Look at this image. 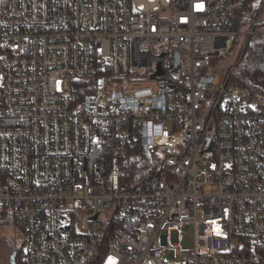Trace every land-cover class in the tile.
I'll return each mask as SVG.
<instances>
[{
	"label": "built area",
	"instance_id": "2783aa9c",
	"mask_svg": "<svg viewBox=\"0 0 264 264\" xmlns=\"http://www.w3.org/2000/svg\"><path fill=\"white\" fill-rule=\"evenodd\" d=\"M248 2L0 0V225L25 264H264V86L231 80L264 0L224 29Z\"/></svg>",
	"mask_w": 264,
	"mask_h": 264
},
{
	"label": "trees",
	"instance_id": "16d2710c",
	"mask_svg": "<svg viewBox=\"0 0 264 264\" xmlns=\"http://www.w3.org/2000/svg\"><path fill=\"white\" fill-rule=\"evenodd\" d=\"M254 0L249 2L240 10L236 11L232 18V24L225 27L226 30L241 31L248 27L254 13ZM232 84L255 91L264 86V36H253L248 39L243 48L235 71L231 75ZM124 177L122 182H132L141 177L139 168L145 171L146 161L132 154L124 163ZM17 253L16 264H25L22 256V248H14Z\"/></svg>",
	"mask_w": 264,
	"mask_h": 264
},
{
	"label": "rangeland",
	"instance_id": "374dc122",
	"mask_svg": "<svg viewBox=\"0 0 264 264\" xmlns=\"http://www.w3.org/2000/svg\"><path fill=\"white\" fill-rule=\"evenodd\" d=\"M262 0H255V4H257L256 7V13L258 10L259 5L261 4ZM261 12L259 15V23H262L264 21V5L261 7ZM234 55L227 56L224 61L221 63L224 67L223 69H226L229 63L234 62L232 60ZM219 63L216 64V67L218 66ZM222 73H225V71H222ZM216 82H219V77H216ZM123 87L125 91H133L137 88H144V87H154L157 88L156 84L154 82H148V81H141L139 83H130V81L126 80L123 82ZM187 238L186 242L184 244L186 249H190L192 247L193 243V229L188 228L187 229ZM21 237L19 236V233L16 230L12 228V226L5 227L0 225V264H12L11 261V256L13 254L14 248H19L21 247ZM24 261V260H23ZM171 261H174L173 258H171Z\"/></svg>",
	"mask_w": 264,
	"mask_h": 264
},
{
	"label": "water",
	"instance_id": "95a60500",
	"mask_svg": "<svg viewBox=\"0 0 264 264\" xmlns=\"http://www.w3.org/2000/svg\"><path fill=\"white\" fill-rule=\"evenodd\" d=\"M179 52L176 53V57L178 58V61L177 63H179ZM164 56L161 57V59L163 58ZM160 72H161V69H160ZM16 258H17V253H13L12 256H11V261H12V264H16Z\"/></svg>",
	"mask_w": 264,
	"mask_h": 264
}]
</instances>
